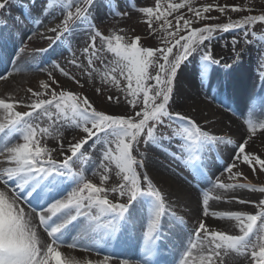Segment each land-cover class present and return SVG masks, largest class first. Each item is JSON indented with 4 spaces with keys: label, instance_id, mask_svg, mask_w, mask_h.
I'll return each mask as SVG.
<instances>
[{
    "label": "snow or ice",
    "instance_id": "obj_1",
    "mask_svg": "<svg viewBox=\"0 0 264 264\" xmlns=\"http://www.w3.org/2000/svg\"><path fill=\"white\" fill-rule=\"evenodd\" d=\"M13 2L14 0H0V10L5 9ZM83 3L86 7L80 6L81 0H67L66 6L69 10L63 21L62 30H58L61 26L50 29L56 33V39H60L71 30L70 21L80 22L89 19V12L95 4V0H83ZM185 3H190V0H182L179 4L170 2L167 8H164L161 0H157L155 9L152 7L140 9L149 18L147 21L150 29L149 34L156 31L152 26V18L155 17L156 21L163 19L164 24L161 25V28L166 35L163 48L138 47L140 37H135L131 43L122 45L123 36L104 37L101 32L95 29L94 25H90L93 32L90 47L95 49V40L100 37L102 41L107 42L108 50L118 57L115 62L117 66L113 67L111 72L119 71L127 81V95L133 97L129 103L135 108L138 103L136 98L143 95L144 107L136 113V116L139 117L138 121L132 117L110 115L98 111L87 97L81 98L72 92L56 93L53 90L50 99H43L42 97L50 88V85L44 81H41L44 91L28 89L36 98L27 105L31 111H15L14 103L0 99V109L5 112L3 119L0 120V140L3 141V147H0V156L4 157V162L11 165L0 170V185H3L0 188V264H109L112 256L107 254L102 260L95 262L79 261L73 256L64 254L60 250L61 246L66 243L63 239L64 233L70 224L83 217L89 222V228L94 233L99 234L100 230H103L100 238L115 234L134 219L136 202L141 196L149 197L154 213L148 229L144 233V241L155 243L159 237L160 217L165 209L164 198L147 175L143 176L146 188L141 187V179L135 167L138 162L131 155L134 143L138 141L141 134L146 133L144 135L145 144H157L161 139H166V137L157 135V127L163 124L165 119L186 120L191 123V127L183 129L186 134L184 146L200 153L199 160L192 163L191 167L201 174H203L202 168L206 166L204 156L211 151V147L219 143H231V141H224L212 136L207 131H202L190 118L168 111L173 81L180 64L194 52L200 54L203 61L216 64L222 62L213 57L210 42L214 38V33L243 29L256 22H264V15L246 16L241 21L206 25L197 29L191 28V20L177 16L175 32L169 31L171 21L168 20V16L183 8ZM73 4L76 5L75 13L70 10ZM218 10L221 13L225 11L224 8ZM232 10L237 11L238 9L234 7ZM189 11L194 12L196 18L203 19V13L211 11V6H205L198 10L189 7ZM117 15H127V13H117ZM181 20H183V25L180 24ZM185 29H189L186 36L180 34ZM249 34V30L243 32L245 41L248 40ZM251 34L255 36V33ZM177 36H179L178 39ZM113 40L116 41L115 46H113ZM206 41L209 44L206 45ZM238 43L239 40L235 37L231 41L237 60L240 56V53L235 51ZM84 52L88 53L89 48H85ZM92 55H95V51ZM156 59L162 60L163 63L158 64L159 71L155 76H152L148 69ZM91 63L92 61L89 59V64ZM225 67H230V65L225 64ZM63 74L68 75L67 73ZM149 80H154L155 84L149 85L147 83ZM53 82L55 83V81ZM111 82L117 87L119 86V80L115 76L112 77ZM151 91L155 92L154 96L149 95ZM157 97L162 98L161 102L155 103ZM108 100H113V97L109 96ZM52 108H55L56 111H50ZM41 114L53 123L63 119L65 123L79 128L87 134L84 138L68 145L71 155L64 156L63 160L54 159L52 152L41 145L40 138L51 136L54 131L51 125L41 127L39 123L34 122L41 117ZM260 127L264 128V124H260ZM249 131L255 132V128L250 127ZM17 137L23 142L12 143V140ZM93 138H95L93 148L96 145L103 146L100 167L104 169L105 174L101 176L100 186L87 180L80 168L74 169L77 162L80 163V167H83V164L90 159L85 155L83 149ZM245 143L239 144L233 163L225 169L233 176L240 175L239 172L231 173V170L235 167V161L239 160L241 156L244 163L252 166L255 161L264 171V159L253 154H245ZM112 144H115V149L111 147ZM62 149L63 144H61ZM104 161L114 163L119 169L118 174L122 176L123 183L118 187L112 189L103 187V184L108 180L107 172L109 171ZM139 167H143V164L140 163ZM253 171H255L254 167ZM10 181H15V185H12ZM65 181H71L74 186L63 198L55 199L51 203L45 201L47 206H41L39 209L33 206L31 212H26L20 206L22 197L18 190L30 189L27 195L35 194L34 198L39 202L45 200V197L53 189L58 188ZM216 187L232 190L248 188L251 191H257L252 185L239 183H220ZM109 191L119 192L121 197L126 196L127 202H111L107 198ZM258 191L264 192V188H260ZM208 202L209 198L205 195L203 199L205 215L208 214L206 207ZM260 204L264 205V200H261ZM93 209L96 210L95 213H93ZM32 213H35V216L39 218V227L44 229L51 242L41 239L37 226L33 223ZM220 215L237 221L240 234L230 235L223 231H209L203 221L199 222L195 233L196 239L189 241V247L183 252L181 264H217V260L223 264L221 253L227 255L229 252H235L238 256H250L249 264H264V210L256 215L242 212ZM105 218H107L106 222H104ZM258 220L259 224H257ZM201 233H203L202 237ZM254 236L255 239H253ZM68 247L83 248L84 245L73 242L68 244ZM120 264H129V262L122 260Z\"/></svg>",
    "mask_w": 264,
    "mask_h": 264
},
{
    "label": "rangeland",
    "instance_id": "obj_2",
    "mask_svg": "<svg viewBox=\"0 0 264 264\" xmlns=\"http://www.w3.org/2000/svg\"><path fill=\"white\" fill-rule=\"evenodd\" d=\"M100 1H103L104 7L103 9L101 6L98 7L100 13L91 16V12L93 11L92 7L89 12L88 20H82L80 22L70 21L69 27L71 30L65 33L60 39H56V33L50 31V29L61 26L58 30H62L63 21L69 10L66 6L67 0H14V2L10 3L5 9L0 10V19L3 15L5 18L3 23L6 25V29H10L11 27L17 32L22 33L21 39L17 40L15 38L14 40L12 37V40L9 41V44L13 45L11 49V51L14 52L13 55H27L30 53L31 63L36 61L37 58V63L41 61V64H44L47 67L44 70L46 72L43 73L44 78H40L37 83H33V81H25L21 82L11 90H0V95L8 99H5L6 102L14 103L15 111H31L27 105L36 98L32 96L28 89L31 88L33 91H44L41 87V81H44L50 85V88L42 97L43 99H50L53 90L56 93L61 91L72 92L81 98L87 97L98 111H103L110 115L132 117L138 121L139 117L136 116V113L141 111L144 107L143 95L141 94L136 98L138 103H136L135 108L129 103V101L133 100V97L127 95V81L120 75L119 71L115 73L111 72V69L117 66L115 62L118 60V57L108 50L107 42L102 41L100 37H97L95 40V49L90 47V44L92 43L91 37L93 35L90 25H94L95 29L101 32L104 37H114L115 35L123 36L124 40L121 41L122 45L131 43L132 39L135 37H140L141 39L138 43V47L163 48L165 47L164 40L166 39V35L161 28V25L164 24V21L163 19L156 21L155 17H153L152 26L156 31L149 34L150 29L147 23L149 18L142 13L140 9L144 7H152L155 9L157 0H95V3ZM170 2L179 4L182 0H161V4L164 8H167L168 3ZM80 6L86 7L83 0H81ZM205 6H211V11L203 13V19L196 18L194 12L189 11V7L193 10H198L203 9ZM234 7L238 10L233 11L232 9ZM219 8H224L225 11L221 13L218 10ZM75 9L76 5L73 4L70 10L75 13ZM101 10H104L105 12ZM263 12L264 0H190V3H185L183 8L174 11L168 16V20L171 21L168 30L175 32L177 16H182L184 19L191 20V28L197 29L206 25L241 21L246 16L264 15ZM117 13H127V15H117ZM180 24L183 25V20L180 21ZM43 29H45V31L41 33L40 37L32 38L30 36V31H40ZM246 30L250 31L247 41L243 38V32ZM188 31L189 29H185L180 34L186 36ZM251 33H255V36ZM234 37L239 40L235 51L240 53V55H243L245 64H248L254 72L264 70V22H256L251 26H245L243 29L238 28L229 32L217 31L214 33V38L211 40L210 44L215 59L222 61L224 58L223 52H226V54H224L226 56L235 57L231 44ZM176 38L178 39L179 36ZM115 43L116 41L113 40V46H115ZM205 44L207 45L209 42L206 41ZM24 48H27V50L24 51ZM85 48H89L88 53L84 52ZM40 49L46 51H38ZM93 51H95V55H92ZM89 59L92 61L91 64H89ZM194 59H201L200 54L194 52L187 60L180 64L173 81V91L171 93L168 111L173 114L179 113L181 116L190 118L191 121H194L202 131L213 132V130H215L214 134H209L221 138L224 141H231L232 143V141L235 140L234 137L231 136L232 133L224 131V128L221 130L213 129L216 128L217 124H214L215 121L211 120V118H214L211 117V114H207V117H203L204 119L202 120L200 118H198V120L195 119L194 115L197 106L194 102V98L189 94H180L174 89L180 68ZM73 61H75V63H73ZM159 63H163V61L156 59L154 60L153 65L149 67L148 72L152 76H155L157 71H159ZM213 64L217 65L216 63ZM224 68H227L225 67V64ZM63 73H67L68 75L66 76ZM225 73L226 70L224 71V74ZM113 76L119 80L118 87L111 82ZM225 79L226 78L224 77L223 80L226 86L227 82H225ZM227 80L228 85H230L229 79ZM53 81H55V83ZM147 83L149 85H154L155 81L149 80ZM225 86L216 84L215 89L218 93L227 96L229 90ZM98 89L99 91H97ZM149 95L154 96L155 92L151 91ZM109 96L113 97V100L109 101ZM161 99V97H157L155 103L161 102ZM17 101H19V103H16ZM176 103L180 104V107H178ZM50 111L55 112L56 110L55 108H52ZM4 115V110L0 109V120L3 119ZM53 119L55 120V117ZM34 122L39 123L41 127H49L51 125L54 129L51 136L41 137L40 140L41 145L47 147L52 152V157L57 161L63 160L66 155H71L68 151V145L70 143L77 142L87 135L86 133H83L81 129L65 123L63 119L53 123L52 121H49L46 116L41 114V117L37 118ZM190 127L191 123L186 120H181L179 118H173L171 120L165 119L163 124L158 125L157 135L166 137V139H161L157 144L149 143L146 145L144 141V135L146 133L141 134L138 141L134 143V147L131 151V155L138 162L135 167L136 172L141 179V187L146 188L143 176L147 175L153 185L161 192V194H163L160 189L161 183L158 182L149 172L147 159L150 158L164 166L166 165V168H168L173 175L177 176L183 183L192 188L189 191L205 193V195L215 202V204H213L210 200V205H215L216 211H222L221 214L242 212L248 215H256L261 210H264V205H259L255 200L254 202L248 201L251 200L249 198L252 196L243 193V191H249L250 189L248 188H236V192L232 189L219 187H215V189L212 190L205 188V182H203L205 179H203L201 174L191 167L192 155L197 152L184 146V137L186 134L183 129ZM78 131L81 133L72 136V139L71 136L68 137V135H75ZM54 134L61 136V139H63L62 150L61 145L50 146L48 141ZM20 142L23 141L17 137L16 142L13 143ZM94 143L95 138L89 140L83 151L86 156L90 157L89 160H96L100 165L103 146L96 145L95 148H93ZM240 143L242 142L235 140L233 144L235 152L238 151ZM224 144L225 143L215 144L211 147V150L214 149L215 152L220 153L222 150L227 151L228 148L230 149L229 146ZM151 145L156 146V148L159 149L156 150L151 148ZM111 147L115 149V144H112ZM159 150L163 152L162 154L168 156V158L174 159L175 162L165 158L159 153ZM245 154H253L264 159V134L257 136L254 143H249V145L245 143ZM89 160L87 162H89ZM217 160H221L219 173L213 176V174L206 172L207 176L211 178L212 184H248L252 185L257 191L260 188H264V171L260 169L259 164L255 161H253L252 166H249L243 162V157L241 156L239 159L240 164H235V167L231 170V173L239 172L240 175L233 176L229 171L225 170L228 167L227 162L232 164L233 161H228L224 159V157ZM140 163L143 164V167H139ZM104 164L108 167L109 171L107 172L108 180L103 184V187L107 189L118 187L123 183L122 176L118 174L119 169L114 163L104 161ZM9 166L11 165L4 162V157L0 156V170ZM253 167L255 168V171H253ZM75 168H80L83 172V167H80L79 162L74 166V169ZM100 169L104 175V169L101 167ZM86 179L97 186H100L101 181L91 180L89 178ZM10 183L15 185V181H10ZM73 186L74 185L71 181H66L65 187L60 193L50 198H48V194L45 197V200H40L39 202L34 198L35 194H33V196L27 195L30 189L25 188L18 191L22 197V203L30 208L35 206L39 209L41 207L40 204L45 203V201L50 203L55 199L66 196L67 192L70 191ZM260 193L263 194L264 198V192ZM107 198L113 203L127 202V197H121L119 192L109 191ZM28 201H31V203H28ZM167 201L169 202V207H173L170 211L173 215L174 221L173 219L172 221L170 219L167 220L166 224L160 227V234L158 237L161 238L160 240L165 241L164 247L166 248L171 247V244L168 243L169 240L167 242V233L169 232V226L171 225L178 226L181 232L193 237V239H196V229L201 221L206 224L209 231H223L230 235L240 234L239 227H237L238 222L234 219L222 216L226 217L230 223L225 224L224 227L221 228L219 225L208 223L207 220L204 219V216L198 218L197 215L193 214L189 206L185 204L178 205L176 199H171V202L167 199ZM165 203L164 200V204ZM224 206H227L229 209H224ZM233 222H235L234 225L237 226L232 227L230 224ZM259 223L260 221L258 220L257 224ZM201 236H203V233H201ZM255 238L256 237L254 236L253 239ZM87 241L89 242V239H87ZM93 251L100 254H107L98 249ZM107 255L112 256V253ZM221 256L223 264H247L250 262V256H238L235 252H229L227 255L221 253ZM144 258H149V252L144 253ZM142 259L138 260L141 264L144 262ZM217 263L220 264V261L217 260Z\"/></svg>",
    "mask_w": 264,
    "mask_h": 264
},
{
    "label": "bare ground",
    "instance_id": "obj_3",
    "mask_svg": "<svg viewBox=\"0 0 264 264\" xmlns=\"http://www.w3.org/2000/svg\"><path fill=\"white\" fill-rule=\"evenodd\" d=\"M99 6L103 9V1L95 3L93 5V11L91 16L100 13ZM105 12L104 10H101ZM2 19V20H1ZM0 19V90L13 89L15 86L21 82H32L37 83L40 78H44L43 73L47 67L42 62L36 61L31 63L30 53L27 55L16 54L11 51L13 45L9 44L12 37L18 40L21 39V32H17L14 28L6 29V25L3 23L5 20L4 16ZM45 29L40 31H30V36L32 38H38L41 36ZM16 43V42H15ZM24 51L27 48L23 49ZM226 54V52H223ZM222 63L219 65H214L213 63L203 61L202 59L191 60L186 65H183L178 72V79L176 81L175 88L178 93L189 94L194 98V102L197 106L195 112V119L201 120L203 117H207V114H211V120L215 121L217 124L216 128L224 131H229L232 133L231 136L239 142L254 143L256 137L264 134V128L260 127V124H264V70L260 72H254L245 64V59L241 54L238 60L235 57H230L224 55ZM224 64L230 65V67L224 68ZM223 65V66H222ZM226 73L224 74V71ZM227 82L226 86L224 80ZM230 85H228V80ZM216 84L224 85L228 90L229 94H220L216 91ZM1 96V95H0ZM2 97V98H1ZM0 99L7 98L1 96ZM178 107L180 104L176 103ZM26 111V110H25ZM254 127L255 132H250L249 128ZM213 132H208L214 134ZM81 132L78 131L76 136ZM214 136V135H213ZM226 143L224 145L229 146L227 151H220V153L211 150L206 156H204L205 167L202 168L201 174L202 178L205 179L206 189H215L216 185L212 184L211 178L207 176L206 172L214 175L219 173L220 161L217 160L221 157L228 161H233L235 157L234 142ZM16 142V138L12 140V143ZM50 146H59L63 144V139L61 136L54 134L51 139H49ZM236 146V145H235ZM0 147H3V141L0 140ZM158 150L156 146H150ZM157 152V151H156ZM159 153H163L159 150ZM172 154V152H171ZM170 154V156H171ZM165 158L168 156L162 154ZM3 157V156H2ZM200 158L199 153L192 155V162L198 161ZM170 161L175 162L174 159L168 158ZM229 165L230 162H227ZM242 163V162H241ZM168 164V163H167ZM235 164H240V160L235 161ZM147 166L151 175L161 183V188L163 192V197L165 200V209L160 217V222L158 230L160 227L166 224L167 220L173 219L171 214V209L169 207V202L171 199H176L178 205H187L190 207L193 214L197 215L198 218L204 216L203 218L207 220L208 223L212 225H219V227H224L225 224L230 223L226 217H222L219 210L216 211L215 205H210L208 202L207 210L208 214H204L205 205L203 204V199L205 193L189 191L192 189L187 184L183 183L177 176L173 175L166 165L156 162L154 159H147ZM100 169L99 163L96 160H89L85 162L83 166V174L86 178L91 180L101 181V176L103 172ZM66 181L60 185L58 188L53 189L48 198L56 196L65 187ZM3 185H0L2 188ZM237 190L235 189L234 192ZM244 194H249L250 197L248 201L259 203L263 200V194L259 191H243ZM177 197V198H175ZM167 198V199H166ZM209 198V197H208ZM211 200V201H210ZM209 201L215 204V202L209 198ZM51 202H54L51 201ZM50 202V203H51ZM174 203V202H173ZM46 207V203L40 204ZM39 205V206H40ZM20 206L25 209L26 212H31L32 208L28 207L26 204L20 201ZM225 207V206H224ZM224 209H229L227 206ZM93 209V213H95ZM251 211V210H250ZM153 209L150 204V200L147 196H141L136 202V212L134 213V219L129 221L121 230L115 234L106 235L100 238L103 230L100 233H94L89 228V222L83 217L79 218L77 221L70 224L64 233L63 239L66 241L64 245L61 246L60 250L69 256L75 257L79 261L83 262H95L97 260H102L104 255L93 250L98 249L107 254L112 253V260L109 264H120V261L126 260L129 264H141L138 260L144 258V253L149 252V258L142 259L144 262L142 264H181V259L184 250L189 247V241L195 240L193 237L181 232L178 226H169L170 230L166 234L167 242L171 244V247H164L165 241L159 238L155 243H146L144 241V233L147 231L149 223L153 218ZM216 214V215H213ZM33 223L37 226V230L40 234L42 240L46 242H51L50 238L47 237V233L42 227H39V218L32 213ZM105 218V221L106 222ZM174 221V219H173ZM235 222L230 224L232 227ZM238 227V226H237ZM164 233V232H163ZM160 234V233H159ZM166 237V236H165ZM202 237V236H201ZM89 239V242L87 241ZM73 242H78L83 244V248H69L68 244ZM99 244V245H98ZM111 244V245H110ZM91 249V250H90ZM218 264V263H217ZM249 264V263H247Z\"/></svg>",
    "mask_w": 264,
    "mask_h": 264
},
{
    "label": "trees",
    "instance_id": "obj_4",
    "mask_svg": "<svg viewBox=\"0 0 264 264\" xmlns=\"http://www.w3.org/2000/svg\"><path fill=\"white\" fill-rule=\"evenodd\" d=\"M263 14H264V12H263Z\"/></svg>",
    "mask_w": 264,
    "mask_h": 264
}]
</instances>
